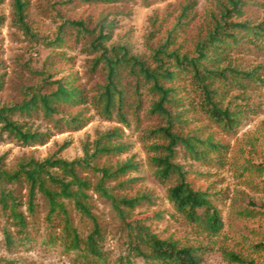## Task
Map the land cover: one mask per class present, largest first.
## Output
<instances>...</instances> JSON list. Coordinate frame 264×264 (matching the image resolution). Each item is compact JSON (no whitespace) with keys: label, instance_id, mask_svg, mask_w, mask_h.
Here are the masks:
<instances>
[{"label":"rangeland","instance_id":"374dc122","mask_svg":"<svg viewBox=\"0 0 264 264\" xmlns=\"http://www.w3.org/2000/svg\"><path fill=\"white\" fill-rule=\"evenodd\" d=\"M14 1L0 0V108L19 105L34 93H50L58 81L79 89L82 99L80 103H55L59 118L79 119L75 126L67 125L64 119L56 121L57 115L46 116L40 110L10 115L22 130L43 134L42 141L23 143L0 122V169L11 172L19 162L42 161L52 155L67 161L83 158L85 151L91 154L102 138L101 143L120 148L97 153L92 162L98 168L107 166L111 172L122 164L129 166L105 180L115 197L138 198L132 208L121 205L128 221H139L161 239L200 247L199 264H264V38L245 40L242 47L225 53L221 61V67H257L263 80L248 83L244 91H230L221 100L222 105L241 110L231 131L214 124L200 110V97L188 76L179 74L165 83L174 88L171 102L165 103L174 118L172 132L222 145L219 153L210 152L205 160L194 159L182 145L175 148L173 156L190 186L205 193L217 208L222 225L212 234L175 210L167 196L174 179L160 183L154 177L150 157L157 152L151 146L165 140L151 130L166 125L163 117L150 112L157 96L142 77L131 73L129 66L123 67L118 85L123 91L124 119L115 111L105 115L94 98L105 82L106 69L102 62L93 65L99 53L92 52L87 44L101 30L106 35V47H125L128 55L137 56L149 69L158 65L154 52L166 40L167 52L193 57L195 45L212 27L210 16H217L227 0H20L30 34L15 21ZM241 7V14L232 20H245L251 25L264 20V0H245ZM70 21H80L90 33H78ZM57 36L61 37L58 42L54 41ZM164 61L172 70V60ZM76 172L90 183L85 190L89 210L103 232L110 261L123 257L128 231L109 200L94 190L100 173L79 167ZM2 185L21 202L19 209L28 221V237L23 243L9 245L4 229L14 238L17 234L0 209V264H95L64 252L60 245L47 244L51 234L60 233V227L46 223L48 206L40 193L31 216L26 186L5 181ZM66 207L78 233L86 235L91 221L71 202L66 201ZM136 263L142 264L141 260Z\"/></svg>","mask_w":264,"mask_h":264},{"label":"trees","instance_id":"16d2710c","mask_svg":"<svg viewBox=\"0 0 264 264\" xmlns=\"http://www.w3.org/2000/svg\"><path fill=\"white\" fill-rule=\"evenodd\" d=\"M88 1L116 2L119 0ZM244 2L245 0H227V5L221 6L217 16L214 14L210 16L212 27L205 38L195 45V56H180L173 50L167 52L165 47L168 40L159 45L154 52L156 55L154 59H157L158 65L153 69L146 67L137 56L128 55L123 46L106 47L103 42L106 35L101 30L87 44L92 52L99 53L93 65L96 66L102 62L106 69L105 82L94 98L95 103L100 104V109L105 115H111L115 111L118 117L124 119L123 91L118 85L120 69L123 67L129 66L131 73L142 77L148 89L157 96V99L152 101L150 112L158 113L163 117L166 125L151 130V133L165 140V143H154L151 146V149L157 152L150 157L154 177L160 183L174 179V183L167 188V196L175 210L188 222L212 234L216 233L222 225L218 210L205 193L194 190L190 186L181 166L173 162V156L175 148L182 145L186 153L194 159L205 160L210 152L219 153L222 145L210 140H201L197 136L182 137L172 132L174 118L165 103L171 102L169 97L174 88L165 86V83L174 81L179 74L188 76L193 91L200 97L198 102L200 110L222 129L227 131L234 129L241 110L231 109L229 104L222 105L221 100L225 99L230 91H244L248 83L263 81L258 74L257 67L245 70L231 64L220 66L225 53L242 47L245 40L254 41V39L264 38V20L256 25H251L245 20H232L233 17L241 14V6ZM14 7L16 23L26 34H30L23 20V2L15 0ZM69 24L84 36L90 33L80 21H70ZM60 39L61 37L57 36L54 41L58 42ZM159 55L160 57L157 58ZM164 58L172 60V70ZM56 84L50 93H34L19 105L1 107L0 122L3 128L23 143L42 141L43 134L22 130V127L10 118V115L16 111L30 114L32 111L40 110L46 116L53 117L57 115L55 103L81 102L82 94L79 89L64 85L59 81ZM234 98L237 99V96ZM61 119H64L67 125L74 126L79 121L76 117L59 118L57 115L55 118L56 121ZM100 139L102 138L97 140L93 152L88 154L85 151L83 158L67 161L52 155L42 161L30 159L26 162H19L11 172L0 169V209L9 223L15 227L17 234L14 238L12 233L5 228L4 235L7 243L9 245L20 244L27 239L28 221L19 209L21 202L16 194L3 187L2 182L4 181L26 186L27 211L31 216L35 213L34 201L37 194L40 193L43 196L48 206L46 223L58 224L57 227H60V233L51 234L47 244L60 245L64 252L73 253L76 258L95 264H137V260H141L142 264H199L202 259L200 247L179 245L172 239H161L142 226L139 221L127 220V214L121 205L132 208L138 198L115 197L105 186V180L113 174L123 173L129 166L122 164L116 167L114 172L109 171L107 166L98 168L92 162L97 153L117 151L120 148L109 146L106 142L101 143ZM77 167L90 168L100 173L94 190L109 200L128 231L127 252L123 257L110 261L104 249L103 232L89 210L85 190L90 187V183L80 178L76 172ZM66 201L71 202L81 216L91 221V229L86 235L81 236L73 225Z\"/></svg>","mask_w":264,"mask_h":264}]
</instances>
